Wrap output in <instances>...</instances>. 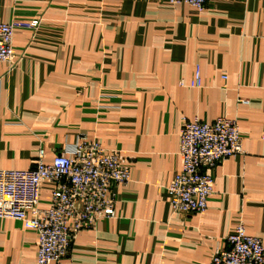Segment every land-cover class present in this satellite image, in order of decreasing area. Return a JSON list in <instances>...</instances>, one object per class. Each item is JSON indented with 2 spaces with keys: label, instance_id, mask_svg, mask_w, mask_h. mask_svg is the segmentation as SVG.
<instances>
[{
  "label": "crops",
  "instance_id": "crops-1",
  "mask_svg": "<svg viewBox=\"0 0 264 264\" xmlns=\"http://www.w3.org/2000/svg\"><path fill=\"white\" fill-rule=\"evenodd\" d=\"M14 34L0 63V170L34 166L85 135L119 154L131 180L115 217L81 231L54 264H210L242 223L264 246V0H0ZM199 67L202 88L181 87ZM226 75L227 79L223 76ZM236 120L244 154L213 171L203 213L172 209L184 118ZM50 191L40 208L50 206ZM38 233L0 218V264H37Z\"/></svg>",
  "mask_w": 264,
  "mask_h": 264
},
{
  "label": "built area",
  "instance_id": "built-area-1",
  "mask_svg": "<svg viewBox=\"0 0 264 264\" xmlns=\"http://www.w3.org/2000/svg\"><path fill=\"white\" fill-rule=\"evenodd\" d=\"M185 3L203 12L210 0H167ZM39 21L0 23V63L14 64V34L18 29H37ZM227 79V76H223ZM181 87L202 88L197 67L194 78ZM244 154L236 120L220 117L212 123L184 118L180 129L182 169L168 187L175 212L203 213L214 192L212 171L223 161ZM44 149L26 170H0V218L22 221L38 233L37 264H54L71 256L76 236L103 218L115 217L117 189L131 180L130 170L120 164L119 154L89 137L55 153L46 162ZM44 189L50 191V206L41 209ZM228 248L217 250L210 264H264L261 239L249 236L242 223L227 238Z\"/></svg>",
  "mask_w": 264,
  "mask_h": 264
}]
</instances>
